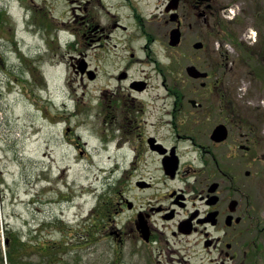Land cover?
Masks as SVG:
<instances>
[{
    "label": "rangeland",
    "instance_id": "374dc122",
    "mask_svg": "<svg viewBox=\"0 0 264 264\" xmlns=\"http://www.w3.org/2000/svg\"><path fill=\"white\" fill-rule=\"evenodd\" d=\"M214 6L215 14L210 16L209 25L192 29L191 61L181 51L172 53L173 65H169L162 50L156 57L161 68L170 67L174 72L171 77L177 91L186 89L181 81L187 77L186 66L191 64H198L211 74L207 83L212 85L218 79L214 93L204 99L209 115L208 126L203 128L204 138L206 131L209 136L215 125L212 121L223 119L218 105L221 96L233 102L231 108L237 122L254 130L255 163L247 164V158L241 157L235 164L241 176L238 187L243 189L237 198L247 208V190L254 196L251 207L256 216L255 237L262 247L260 252L254 251L255 264H264V231L256 228L264 226V80L256 73L255 62L246 59L236 46L240 42L256 50L260 54L256 59L264 66V0H215ZM70 7L59 2L45 5L37 0H0V248L6 251L8 227L31 245L68 244L64 253H59L63 264H153L152 259L158 257L165 262V256L180 247L192 256L188 264L221 263L223 259H219L217 251H205L198 244V237L180 243L171 236V230H166V236L157 234L151 245H144L134 235L120 244L115 238L103 236L104 229L95 230L92 226L89 218L98 207L99 194L104 189L108 193L111 187L110 195L116 201L118 190L125 187L128 196L135 199L133 188L137 177L132 170V178L122 181L123 169L130 165H117L114 161L123 156V150L114 143L108 147L109 136L102 129V118L101 122H94L95 110L103 109L109 90H116L115 80L110 78L120 69L105 62L104 54L82 45L79 51L58 50L54 55H39L43 50V33L47 35L43 24L54 27L62 26L58 22L70 24L73 18L68 12ZM225 31H231L229 35L235 42ZM67 37L63 33V39ZM15 38L27 55L30 48L33 57L22 56L12 42ZM200 41L203 49H194L193 44ZM80 53L85 54L89 67L97 72L95 80L82 79L80 73L70 69V56ZM22 69L28 74H23ZM139 69L143 67L133 69L137 70L135 75ZM152 74L149 96L165 97L163 75ZM161 103L160 109L170 107ZM238 134L240 130L234 128L235 140ZM115 137L120 138V134ZM207 140L206 145L210 143ZM246 171L252 173L248 180ZM131 215L120 214L115 220L117 227L123 229ZM157 224L161 226V222ZM33 260L37 263L40 257Z\"/></svg>",
    "mask_w": 264,
    "mask_h": 264
},
{
    "label": "flooded vegetation",
    "instance_id": "af4514ba",
    "mask_svg": "<svg viewBox=\"0 0 264 264\" xmlns=\"http://www.w3.org/2000/svg\"><path fill=\"white\" fill-rule=\"evenodd\" d=\"M37 1L45 5L48 2L68 4L71 6L68 12L73 16L70 24L58 22L63 27L43 24L47 35L43 33V50L39 55H54L58 50L79 51L82 45L100 52L99 55L104 54L105 62L120 69L110 78L115 80L116 90H109L103 109L95 110L94 122L99 123L102 118V129L109 136L108 147L114 143L123 150V156L114 161L117 165H130L123 169L122 181L132 178V170H135L137 180L133 189L136 193L132 199L124 187L118 190L115 201L110 195L111 187L108 193L104 189L99 194L98 207L91 211L89 218L95 230L104 229L103 236L115 238L120 244L127 236L134 235L144 245L153 244L157 234L163 237L166 230H171V236L180 243L198 237V244H202L205 251H217L219 259H223L219 264H255V252H260L262 247L255 237L256 216L251 207L254 196L248 189L247 208L243 207V200L237 198L243 189L238 187L241 176L235 166L241 157L247 158V164L255 163L252 154L255 132L237 122L231 108L233 102L221 96L218 105H221L223 119L212 121L215 125L209 136L206 131L204 138L203 128L209 121L204 99L214 93L218 79L212 85L207 83L211 78L208 72L206 78H192L187 73L189 67L205 71L198 64H191L186 66L187 77L181 81L186 89L177 91L175 79L171 77L174 72L168 66L167 70L161 68L157 58L158 51L162 50L169 65H173L175 55L172 53L181 51V55L191 61L192 29L209 25L210 16L215 14V0ZM177 30L181 40L179 45L172 46V33ZM63 33L68 36L66 40ZM27 52L32 57L30 48ZM69 66L80 73L82 79L97 78V72L89 67L83 53L70 56ZM137 66L143 69L135 75L137 70L133 69ZM145 67L151 71L144 70ZM152 72L163 75L165 97L149 96ZM161 101L170 107L160 109ZM219 126L227 133V138L221 142L212 139ZM234 128L241 133L236 140L232 137ZM67 130L70 132L71 128ZM117 134L120 138L115 137ZM206 138L210 141L207 145ZM251 175V171L245 172L247 180ZM125 213L132 214L131 220L120 229L115 220ZM256 228L264 231V226ZM166 241L169 243V238ZM180 248L167 254L165 262L158 257L151 262L190 263L191 254L186 248Z\"/></svg>",
    "mask_w": 264,
    "mask_h": 264
},
{
    "label": "trees",
    "instance_id": "16d2710c",
    "mask_svg": "<svg viewBox=\"0 0 264 264\" xmlns=\"http://www.w3.org/2000/svg\"><path fill=\"white\" fill-rule=\"evenodd\" d=\"M220 20L222 21V19ZM220 24L222 25L221 22ZM229 34L232 35L231 31L230 33H225V35ZM230 35L229 37L235 42L234 38ZM236 46L247 57L246 59H251L255 62L253 64L254 67H257L255 71L264 80V66H261L263 64L260 63V60L256 59L260 54L240 42H237ZM259 67L262 68L259 69ZM5 236L6 251H2L0 248V264H41V260L43 259L45 261L42 264H63L62 257L59 256V253H64L65 247L68 246L65 242L31 245V243L24 241L23 236L8 227L5 230ZM37 256L40 257V260L35 263L33 257Z\"/></svg>",
    "mask_w": 264,
    "mask_h": 264
},
{
    "label": "water",
    "instance_id": "95a60500",
    "mask_svg": "<svg viewBox=\"0 0 264 264\" xmlns=\"http://www.w3.org/2000/svg\"><path fill=\"white\" fill-rule=\"evenodd\" d=\"M180 40H181V36H180V33L179 31H174L172 33V37H171V45L172 46H177L179 45L180 43ZM204 44L199 42V43H196L195 44V48L196 49H200L201 47H203ZM187 73L189 76H191L192 78H206L208 76V73L206 72H200L196 67L194 66H191L187 69ZM227 138V133L225 131V128L222 127V126H219L215 129L213 135H212V139L217 141V142H221V141H224L225 139ZM145 239L148 240V237L145 236Z\"/></svg>",
    "mask_w": 264,
    "mask_h": 264
}]
</instances>
